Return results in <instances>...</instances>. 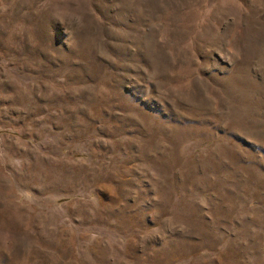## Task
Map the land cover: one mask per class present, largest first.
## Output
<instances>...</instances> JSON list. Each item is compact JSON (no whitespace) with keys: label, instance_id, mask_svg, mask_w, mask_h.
I'll list each match as a JSON object with an SVG mask.
<instances>
[{"label":"rangeland","instance_id":"rangeland-1","mask_svg":"<svg viewBox=\"0 0 264 264\" xmlns=\"http://www.w3.org/2000/svg\"><path fill=\"white\" fill-rule=\"evenodd\" d=\"M0 264H264V0H0Z\"/></svg>","mask_w":264,"mask_h":264}]
</instances>
